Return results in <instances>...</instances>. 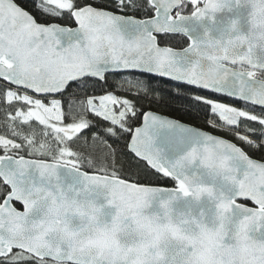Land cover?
<instances>
[{"label": "snow or ice", "instance_id": "1", "mask_svg": "<svg viewBox=\"0 0 264 264\" xmlns=\"http://www.w3.org/2000/svg\"><path fill=\"white\" fill-rule=\"evenodd\" d=\"M0 264H264V0H0Z\"/></svg>", "mask_w": 264, "mask_h": 264}, {"label": "trees", "instance_id": "2", "mask_svg": "<svg viewBox=\"0 0 264 264\" xmlns=\"http://www.w3.org/2000/svg\"><path fill=\"white\" fill-rule=\"evenodd\" d=\"M160 86L163 88L169 87L168 85H164V84H161ZM226 102L232 103L233 101L226 100ZM160 111L164 112L165 114L177 116L186 121L193 122L197 124L198 126H201V127L205 126L204 124L205 114L201 111L199 113L191 112L189 115H185V112H188L189 110L187 108V105L181 101H174L168 107H161ZM193 116L197 118L193 120L192 119Z\"/></svg>", "mask_w": 264, "mask_h": 264}]
</instances>
